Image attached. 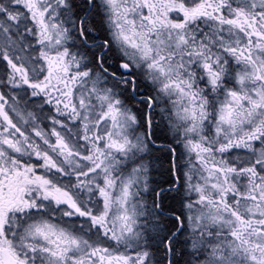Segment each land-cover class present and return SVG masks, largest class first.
<instances>
[{"label":"snow or ice","instance_id":"1","mask_svg":"<svg viewBox=\"0 0 264 264\" xmlns=\"http://www.w3.org/2000/svg\"><path fill=\"white\" fill-rule=\"evenodd\" d=\"M0 264H264V0H0Z\"/></svg>","mask_w":264,"mask_h":264}]
</instances>
